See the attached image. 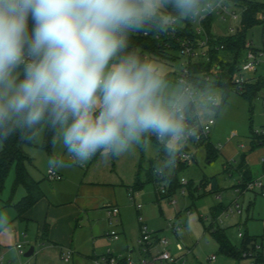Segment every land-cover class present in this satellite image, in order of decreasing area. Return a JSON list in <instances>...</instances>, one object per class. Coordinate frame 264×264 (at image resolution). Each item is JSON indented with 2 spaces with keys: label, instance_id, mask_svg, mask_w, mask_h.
Masks as SVG:
<instances>
[{
  "label": "clouds",
  "instance_id": "clouds-1",
  "mask_svg": "<svg viewBox=\"0 0 264 264\" xmlns=\"http://www.w3.org/2000/svg\"><path fill=\"white\" fill-rule=\"evenodd\" d=\"M219 0H0V143L45 127L74 162L118 156L150 137L166 175L202 122L221 107L214 89L131 48L136 33H167ZM50 163L63 166L64 161Z\"/></svg>",
  "mask_w": 264,
  "mask_h": 264
},
{
  "label": "rangeland",
  "instance_id": "rangeland-1",
  "mask_svg": "<svg viewBox=\"0 0 264 264\" xmlns=\"http://www.w3.org/2000/svg\"><path fill=\"white\" fill-rule=\"evenodd\" d=\"M256 1L264 3V0ZM222 3L228 6L230 11H235L238 15L235 19L228 17L226 21L220 19L217 15H212V33L215 36L226 37L241 28L243 9L237 8L230 0H222ZM207 16L208 13L203 14V17ZM201 19L190 20L193 32L200 27L199 21ZM173 26L184 28L185 24L180 21ZM263 40L264 21L250 28L247 32L248 43L259 51L263 49ZM175 56L177 58L168 60H162L154 55L150 56L151 60L162 63L167 67L168 78L173 82L182 77L183 64L187 61L181 54H176ZM228 59L229 57L226 58V61ZM253 77H264V58L260 59V65L255 74L245 75L247 79ZM211 88L222 98L221 107L213 116L206 118L202 122V124H206L210 120L215 121V125L210 132L211 142L218 149H223L226 158L236 162L239 161V158L232 159L234 158L233 155L236 158V153H242L243 149L241 146H243L251 158V163L256 164L258 174L254 175L261 176L262 171L258 161L264 157V146L251 151L252 143L250 138L253 134H261L264 129V89L249 102L239 96L234 90L225 92L221 88ZM43 139L44 127L39 130L34 145H24L22 147L28 158L26 169L30 176L34 180L45 182V177H48V170L56 166L50 161L59 159L64 161L63 166L74 167L83 175H88V179L92 181L113 185L117 190L116 197L118 205L121 207L124 230L131 248L134 247L138 250L137 239H139L140 231L138 213L135 209L134 201L129 197L127 188H134L140 182L144 186L140 187L139 191L133 190L139 193L136 201L137 204L140 203L142 205L141 216L144 218L149 231L157 232L162 238H167L173 242L174 234L172 228L182 227L180 239L184 246V251H177L175 243L163 247V249L171 252L174 260H178L181 256L185 257L184 260L177 264H251L250 259H239L226 254L213 234L218 226L224 229L227 239L237 251L241 250L243 244V240L239 238V233L246 234L244 226L236 225L235 219L237 217L235 216L237 215L229 214V217H226L224 212L219 215L216 214L219 203L222 201L226 203L231 200L233 187L239 182L238 173L234 168L229 167L230 173L224 172L225 160L223 156L210 163L206 160L205 149L198 147L194 141L189 139L178 155L189 153L194 156V161L188 167L179 170L177 169L178 163L176 159L175 164L167 168L166 175L170 178H177L180 181L183 179L192 181L196 186L200 185L205 176L207 178L216 177L219 189L213 191L210 185H205L203 189L196 191L191 196L188 195L187 191L186 195H182V190L179 189L172 197L159 200L157 192L162 188L167 192L169 183L167 181L147 183L151 163H154L156 169L165 159L161 146L152 137L149 138L147 147L134 146L131 150L118 156H104L101 153H97L82 165L73 161L71 155L60 142L59 137H56L51 153L44 149ZM15 178V169L13 168L8 175L4 192L0 198V231L2 238L6 237L3 245L6 246L5 250L8 252L7 258L3 254L5 256L4 264H43L44 259L50 256L46 254L44 247L31 258L19 256L18 245L22 246L25 253L33 245L24 242L23 237L16 242L14 236H9V231L3 230L9 227L10 224L8 223L13 221L14 216L16 219L15 210L8 206L9 201L17 199L24 192L23 186H19L16 190L14 189ZM218 195L222 196V201L217 198ZM102 211L105 212L104 209ZM245 211L243 210L244 218L247 215ZM99 218L102 221L96 220V222L102 223L103 228L110 230L112 227L110 222L107 221V228L105 225L106 212L101 213ZM117 230L123 231L122 228H117ZM260 230H263L262 226H260ZM75 240L78 244H86L92 253L93 241L89 231L77 229ZM121 244L122 242L111 243L109 248L116 251V248ZM37 245L40 247L42 243H37ZM98 247L97 251H100ZM106 248L107 246L103 249ZM50 257L48 264H66L58 254ZM133 257L137 259V254ZM213 257H215V260H212ZM81 258L82 261H79V256L74 253L73 260L69 264H92L89 258Z\"/></svg>",
  "mask_w": 264,
  "mask_h": 264
},
{
  "label": "trees",
  "instance_id": "trees-1",
  "mask_svg": "<svg viewBox=\"0 0 264 264\" xmlns=\"http://www.w3.org/2000/svg\"><path fill=\"white\" fill-rule=\"evenodd\" d=\"M230 1H232L237 8L243 9L241 28L234 34L226 37L215 36L212 33L211 27L213 16H208L203 22L206 35L209 39L208 59H190L187 68L196 85L207 88H221L225 92L234 90L243 99L251 102L256 95L264 89V77H259L255 80L250 78L241 84H235L234 80L241 74V65L244 62L247 50L252 49L255 52H259V50L254 48L253 45L249 46L247 32L250 28L264 21V3L257 2L256 0ZM260 16L263 18H260ZM181 22L185 24L184 28L173 26V30L167 33L147 32L131 35V48L137 51L142 57L150 59V56L154 55L162 60H168L177 58L175 56L176 54H181L183 43L191 42L195 47H198L201 38L196 31L193 32L190 20H183ZM261 51L264 52V45ZM228 57L229 59L226 61V58ZM205 59L206 61H204ZM53 139V133L49 132L44 127L43 147L49 153L52 152L54 146ZM152 139L155 140L154 137H152ZM250 139L252 143L251 151L263 147L264 129L261 134L251 135ZM35 140L26 141L20 139L19 136H12L7 141L1 143L0 198L4 192L8 175L13 168L15 169L16 175L14 189L16 190L19 186H23L27 192V195L14 205L19 218H22L23 215L32 209L44 196V193L40 188V183L35 181L26 169L28 158L22 149L24 145H34ZM196 144L198 147L205 149L208 162H213L220 157L219 149L211 142L210 136ZM177 163V169L179 170L188 167V165L183 164L180 161ZM229 167L234 168V170L241 175L242 185L239 184L238 187H243L245 183L253 180L245 164V155H242L238 162L234 161L225 164L224 172L227 173L230 169ZM155 170L154 163H151L147 183H158L160 181H167L169 183V189L166 193H162L160 190L157 192L159 200L170 198L179 189L181 190L184 188L179 179L173 177L170 178L167 175L160 176L157 173L155 175ZM205 185H210L213 191L218 190L217 178L205 177L198 186L192 181H189V184L186 187L188 195L191 196L196 191L203 189ZM143 186L144 184L139 182L133 189L139 191L140 187ZM9 205H11V202H9ZM226 209L220 206L216 209V214H222ZM213 234L219 242L221 249L226 254L239 259H243L242 254L245 251L253 249L257 243L264 242L263 238L250 237L249 235L244 234L242 248L240 251H237L227 239L224 229L218 226ZM45 237L46 232H44V235L41 238L44 240ZM261 260L264 262V259Z\"/></svg>",
  "mask_w": 264,
  "mask_h": 264
},
{
  "label": "crops",
  "instance_id": "crops-1",
  "mask_svg": "<svg viewBox=\"0 0 264 264\" xmlns=\"http://www.w3.org/2000/svg\"><path fill=\"white\" fill-rule=\"evenodd\" d=\"M251 79L255 80L256 77ZM241 148L243 149L242 153H236L237 157L235 158V155H233L234 158L232 159H240L242 155H245V164L252 176V179L264 180V157L258 161L262 174L261 176H255L254 174H258L256 164L251 163V158L248 156L249 154L246 149H244L243 146H241ZM219 152L220 156H223L225 160L224 169L225 164L235 161L226 158L223 149H219ZM178 161L179 155L177 156V162ZM52 168L62 175L63 179L61 181H50L46 176L45 182L43 183L42 180H35L40 183V188L42 189L44 196L32 209L26 212L22 218L18 217L14 205L27 195L26 190L24 189V192L19 195L17 199L9 201L11 202V205L8 203V206L15 210L16 219L14 216L13 221L8 223L10 224L9 227H6V229L4 228L3 230L9 231V236H14L16 242L23 237L24 242L33 245L35 253L37 251L39 253L42 247H44V251H46V254L50 256L57 254L61 256L65 249H71L79 256V261H82L81 257H87L90 259L92 264H94V260L97 257L102 256L108 249H110L109 247L111 246V243L115 244L120 242H122V244L116 248L115 252L118 254L130 253L134 256L137 249L134 247L131 248L129 244V239L124 230L122 220L123 214L121 211L119 217L120 226L118 228H122L123 231H119L121 233L120 240L118 242H111L106 236L109 231L107 228V221L109 220L106 205L114 204L121 209L118 205V199L116 197L117 190L115 187L113 185L92 181L88 179V175H83L74 167L53 166ZM228 173H230V171H228ZM237 173L239 176V182L233 187V196L231 200L226 203L222 201L219 203L218 207L221 206L226 209L229 208L234 201H238V203L242 204L241 206L243 210H246L245 213L247 215H245V218L244 212L241 216L234 215L237 217V219H235L236 225L240 224L244 226L246 234L250 237L264 239V197H262L258 192L238 193L237 189L239 188L238 186L241 182V175L239 172ZM130 189L133 190V187H128L127 191L130 192ZM136 200L134 201V206L138 213V224L141 236L142 226L143 224L147 226V224L141 216L142 205L140 203L137 204ZM102 209L106 212L105 225L107 229L103 228L101 225L102 223L96 222V220L102 221L99 218L101 213H105ZM260 226L263 228L262 231L260 230ZM77 229H84L90 232V236L93 241L92 253L89 251L86 244H78L76 242L75 234ZM44 232H46V237L43 240L41 237L44 235ZM140 236L138 237L139 239ZM5 240L6 237L3 239L0 231V264H4L5 256L7 258L8 255V252L5 250L6 246L3 245ZM178 240L181 241L180 234H178ZM37 243H42V246L39 247ZM97 246H99L98 248H100V251H97ZM106 246L107 248L103 249ZM50 256L44 259L43 264H48L51 259ZM79 261L77 260V262Z\"/></svg>",
  "mask_w": 264,
  "mask_h": 264
},
{
  "label": "built area",
  "instance_id": "built-area-1",
  "mask_svg": "<svg viewBox=\"0 0 264 264\" xmlns=\"http://www.w3.org/2000/svg\"><path fill=\"white\" fill-rule=\"evenodd\" d=\"M219 4L220 6L215 8V10L208 12V16L217 15L224 21H226L228 17L234 19L238 17L235 11H230L228 6L222 3V0H219ZM207 17H203L199 21L200 27L196 30L197 34H199L201 38L198 47H195V45H193L191 42L182 44L181 54L187 59V61L183 64L182 77L185 75V73L189 74L187 66L190 59H208L209 39L203 26V22ZM260 18L263 17L260 16ZM249 46H252V44H249ZM261 58H264L263 51L255 52L252 49H248L245 54L244 62L241 65V74L234 80L235 84L244 83L247 80V78H245L246 74H255L257 72L258 66L260 65ZM214 125V120H210L206 124H201L199 129L200 139L194 140V142L200 143L203 139L210 136L211 129L214 127ZM179 161L189 166L194 161V156L189 153H184L179 156ZM48 178L50 181H61L63 179L62 175L56 172L54 168H51L48 171ZM181 184L184 187L183 189H181V194L186 195V187L188 186L189 181L183 179L181 180ZM240 185H242L241 182ZM160 191L162 193H166L164 188L160 189ZM237 192H258L262 197H264V180L256 179L249 181L245 183L243 187H239L237 189ZM129 197L131 200L135 201L139 197V193L131 190L129 192ZM217 198L222 201L221 195H218ZM106 209L108 213V220L112 225V228L107 232L106 236L111 242H118L121 238V233L117 230V228L120 226V209L114 204H108L106 206ZM224 214L226 217H229V214L241 216L243 214V208L240 203H238V201H234L229 206V208L224 211ZM172 231L174 234L173 242L167 238H162L157 232H150L148 227L143 224L141 229V236L138 240V250L135 252L137 254V259H135L130 253L118 254L115 251L108 249L105 254L97 257L94 260V264H177L181 260H184L185 257L181 256L178 260H174L171 252L167 249H163V247L169 246L171 243H175L177 251H184L182 242L178 240V234H180V232L182 231V227H173ZM239 238H244V234L242 232L239 233ZM17 249L19 256L25 255V251L23 250L21 245H18ZM73 255L74 252L71 249H65L62 252L61 258L64 263L69 264L73 260ZM242 258L250 259L251 264H264V262H262L261 260L264 259V242L257 243L253 249L245 251L242 254ZM212 260H215V257H213Z\"/></svg>",
  "mask_w": 264,
  "mask_h": 264
},
{
  "label": "water",
  "instance_id": "water-1",
  "mask_svg": "<svg viewBox=\"0 0 264 264\" xmlns=\"http://www.w3.org/2000/svg\"><path fill=\"white\" fill-rule=\"evenodd\" d=\"M35 253V248L31 247L26 253H25V258H31Z\"/></svg>",
  "mask_w": 264,
  "mask_h": 264
}]
</instances>
